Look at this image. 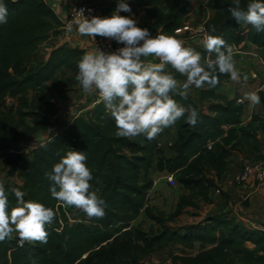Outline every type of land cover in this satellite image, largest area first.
I'll list each match as a JSON object with an SVG mask.
<instances>
[{"label":"trees","instance_id":"trees-1","mask_svg":"<svg viewBox=\"0 0 264 264\" xmlns=\"http://www.w3.org/2000/svg\"><path fill=\"white\" fill-rule=\"evenodd\" d=\"M0 2L8 9V23L0 24V159H6L11 167V153L50 127L57 109L54 92H61L63 86L79 85L75 79L77 65L86 50L54 43L62 35L64 24L46 0ZM120 2L100 3V18L115 14ZM232 2L211 0L207 4L213 15L206 20V34L223 38L232 48L251 43L261 49L264 60V33L235 21L228 11ZM241 2L246 7L249 0ZM128 5L131 9L134 5L141 7L147 19L138 26L154 36L184 38L176 31L189 21L190 4L186 0H131ZM118 14L130 16V12ZM46 42L53 46L48 58L40 61L39 49ZM197 51L207 56L203 46ZM168 70L173 71L170 67ZM173 75L180 81L185 79L174 71ZM230 79L229 75H220L215 87L205 85L197 90L198 102L207 105V111L192 98V87L187 99L174 97L182 106L198 111L195 127L185 117L153 140L144 135L118 137L115 121L101 102L57 131L51 140L30 150L16 179L7 177L14 183L4 184L9 209L16 206L11 189L18 188L25 193L26 201L52 208L56 219L46 226L47 244L25 242L20 247L16 238L0 242V264H147L159 250L174 245L193 249L197 244L201 247L197 255L178 257L174 264H264V230L248 228L229 213L210 216L183 232L166 226L195 202L210 204L231 151L247 138L255 140L246 128H238L245 104L221 92L223 82ZM259 96L264 108V91ZM8 97L14 102L7 104ZM257 120L254 117L253 121ZM167 132L173 135L168 157L162 146ZM209 142H213V150L208 149ZM69 150L86 153V164L93 174L92 191L107 205L104 219H89L82 210L70 207L79 218L70 223L64 212L57 210L59 202L51 196L47 174ZM154 171L175 173L176 180L189 192L166 219L155 216L151 205L146 207ZM142 214L160 229L145 232L132 226Z\"/></svg>","mask_w":264,"mask_h":264},{"label":"clouds","instance_id":"clouds-1","mask_svg":"<svg viewBox=\"0 0 264 264\" xmlns=\"http://www.w3.org/2000/svg\"><path fill=\"white\" fill-rule=\"evenodd\" d=\"M121 11L131 12L124 0L109 17L87 18L80 9L74 21L81 36L94 40L100 36L124 45L111 53L97 49L84 54L75 77L84 93H99L115 121L118 137L144 135L153 140L185 117L186 122L195 127L198 111L182 106L174 97L187 99L192 86L197 89L205 85L215 87L220 75H229L237 83L241 79L248 81V75L237 70L233 48L223 38L205 35L202 45L207 56H202L175 36H153L147 28L139 27L136 19L119 15ZM228 11L239 24L251 25L256 32L264 33V0H249L246 7L241 0H233ZM7 18V6L0 2V24H7ZM67 28L72 31L73 24H68ZM211 31L215 32V28ZM149 57L159 62L150 61ZM169 67L185 79L178 80ZM244 98L253 106L261 103L256 92L246 93ZM86 161L84 151L69 150L47 174L51 181L50 193L59 204L82 210L89 219L101 220L106 217L107 205L92 191L93 174ZM11 192L16 206L9 209V193L0 182V242L11 240L16 234L20 247L25 242L47 244L46 226L54 222L57 213L43 203L26 201L25 193L18 188H12Z\"/></svg>","mask_w":264,"mask_h":264},{"label":"crops","instance_id":"crops-1","mask_svg":"<svg viewBox=\"0 0 264 264\" xmlns=\"http://www.w3.org/2000/svg\"><path fill=\"white\" fill-rule=\"evenodd\" d=\"M115 1L116 0H112L111 2ZM130 1L131 0H126V3L129 4ZM46 2L52 7L55 6V12L60 14L61 17H66L73 1L46 0ZM211 14L213 15V13ZM130 16L136 19L137 22L147 19L139 5H134L132 7ZM62 30L63 33L58 39V44L66 43L71 47L84 49L86 50V53L94 52L88 38L81 36L76 31V27H73L72 31H68V28L66 27ZM104 39L112 43L114 46L122 45L118 44L113 39ZM181 40L184 41L186 47H192L196 50L203 46V40L200 37H189ZM250 51L253 53L256 51L262 52L261 49L251 43H243L242 45L233 48V57L238 71L241 69L239 60L249 61L251 63L246 67V72L244 71L242 73H250L251 79H248L246 82L247 84L243 82L242 79L239 83L233 82L231 79L224 81L221 92L232 99L238 97L243 100L245 108L242 116V123L238 128H246L248 133L254 136L255 140L247 138L240 146L231 151V155L227 161L226 172L216 181L218 185L221 186L224 193L227 194L228 199L222 213L229 212L231 216L236 217L248 228L264 230V182L258 184L255 177L249 178L242 184H237L234 181L237 173L246 165H256L259 168H264V108L262 103L253 106L249 100L244 98L246 93L256 92L259 95V92L264 91V86H259L261 81H264V60L262 59V55L259 58H254L255 56H252ZM49 53L47 54L46 59L48 58ZM94 97L95 93L89 95L81 92L79 98L75 102H72V104L57 105L56 112L51 118V123L61 129L67 120V117L64 115L66 110H80L79 112L83 115L85 111L90 108ZM77 103L80 104L79 107ZM254 117H257L260 120L253 121ZM43 143L42 134L40 133L37 136L28 139L24 144L23 149L29 152ZM154 180L157 179L154 178ZM160 184L161 180L158 187H161Z\"/></svg>","mask_w":264,"mask_h":264},{"label":"rangeland","instance_id":"rangeland-1","mask_svg":"<svg viewBox=\"0 0 264 264\" xmlns=\"http://www.w3.org/2000/svg\"><path fill=\"white\" fill-rule=\"evenodd\" d=\"M88 1L100 4L106 1L111 2L112 0H88ZM186 1L189 2L190 4L189 20H191V23L194 26H198L202 24L205 20H207L212 16L211 14L212 12L207 8V4L211 0H186ZM52 46H53L52 43L46 42L40 47L39 49L40 61H44L46 59L47 54L51 51ZM250 54L252 56H255L254 58H259L262 55L260 51H256L255 53L250 51ZM239 62L241 68L239 69V71L241 73H243L244 71L246 72V67L248 66V64L251 63L249 61H243V60L242 61L239 60ZM247 75L249 76V79H251V74L248 73ZM259 86H264L263 80L261 81ZM62 88L64 89H62L61 92L60 91L54 92V98L57 105H63V104L70 105L72 104V102H75L79 98L80 93L83 92L82 88L79 85L73 87H67V89L65 86H63ZM197 90L198 89L195 88V86H192L190 94L192 98H194V100L198 103L200 109L203 111H207L208 106L198 102ZM77 105L78 107L80 106V104L78 103ZM172 140H173L172 133L171 132L165 133V136L163 137L162 140V146L165 149V154L167 157L171 155V151L170 148H168V146L172 143ZM21 150L22 149H18L16 151L20 152ZM26 156L28 155L26 154ZM9 169L10 166L7 164L6 159H0V182H2L3 184H6L8 182L14 183V181L7 180L8 177L7 173ZM165 174L166 173L159 174L155 171L153 172V178L155 179L160 178L161 187H158L157 195L152 196L151 206H152V212L155 216L163 217L166 219L172 213L175 212V209L177 207L180 198L188 194L189 192H187L178 181L175 186H171L167 184L166 180L163 179ZM12 179H16V177ZM217 188H220L222 190V193L221 195L217 196L214 194V192H212L210 196L212 202L210 204H205L202 201H197L195 202L194 206H190L187 209H185L184 212L174 221L166 222V226H168L173 230L183 232L187 228L205 221V219H207L210 216H215L216 214L222 213V210H224L225 203L227 202L228 199H227V194L224 193L221 186L218 185ZM132 226L138 227L145 232H151L160 229L159 224H157L154 220L147 217L145 214H142L135 222H133ZM200 251H201V247L199 244H197L193 249H188L180 245H174L166 249L157 251L151 256V258L147 261V263L174 264L176 258L184 255H197Z\"/></svg>","mask_w":264,"mask_h":264},{"label":"built area","instance_id":"built-area-1","mask_svg":"<svg viewBox=\"0 0 264 264\" xmlns=\"http://www.w3.org/2000/svg\"><path fill=\"white\" fill-rule=\"evenodd\" d=\"M72 1L73 2L71 4V6L69 7V10H68L66 17H61L60 14L55 12L58 15V17L60 18V20L63 22L64 27L67 28V25L70 23H72L73 27H75V23H74V21L76 19L75 14L80 9L84 10V16L87 18H91L92 16L100 17V11L98 9L99 4L89 3L85 0H72ZM54 7L55 6H53L52 9L55 11ZM205 23H206V20L202 24H200L198 26H194L191 23V21H188V22H186V24L182 28H180L176 31V34L183 36L184 38L200 37L203 40L204 36L207 35ZM84 37L88 38V40L90 41V44L93 47L94 51H96L98 49V50H101L105 53H111V52H115L118 48L124 46V45L114 46L112 43L106 41L104 39V37H100V36H97L95 38V40L89 36H84ZM58 39L54 42L55 44H58ZM148 60L153 61V62H159L154 57H149ZM239 101H243V100L239 99ZM13 102H14V100L12 98H10V97L7 98V104H11ZM101 102H103V101L99 97V93L95 92L94 100H93L89 109L93 108L95 105H97ZM79 111H73L71 109L66 110L64 115H65V117H67V120L65 122V125L61 129H64L65 127L70 125L74 121L75 118L80 116L81 113ZM61 129L57 128V126L55 124L51 123L49 128H47L41 132L43 142L45 143V142L51 140V138L55 135V133ZM207 147L209 150H213V142H209ZM20 152L23 154L24 157L26 156V154H28V151H26L23 148ZM251 177H255L258 184L263 183L264 182V168H259L256 165H246L237 173V175L234 178V181L237 184H242V183L246 182ZM163 179H165L166 183L171 185V186H175L177 184L175 173H166L164 175ZM159 182H160V179L154 180L153 188L150 190L148 197H147L146 207H149L152 204V202H151L152 196L157 195ZM213 192L215 195L219 196V195H221L222 190L220 188H216ZM57 210H61L62 212H64V214L66 215V217L70 223H74V222L78 221V219H79V218H76L74 216V212H73L74 210L68 206H64V205H61L58 203ZM77 210H79V209H77ZM59 223L61 226L63 225V221L61 218L59 219ZM13 238L14 239L16 238L19 240V237L16 234L13 235ZM147 264H150V263H147Z\"/></svg>","mask_w":264,"mask_h":264},{"label":"water","instance_id":"water-1","mask_svg":"<svg viewBox=\"0 0 264 264\" xmlns=\"http://www.w3.org/2000/svg\"><path fill=\"white\" fill-rule=\"evenodd\" d=\"M11 158H12V165L10 169L8 170L7 176L8 178H14L17 175V172L19 170V167L21 166L24 156L21 152L19 151H13L11 153Z\"/></svg>","mask_w":264,"mask_h":264}]
</instances>
